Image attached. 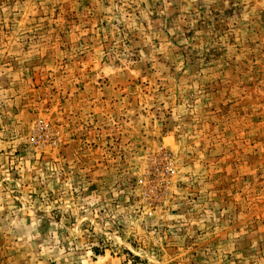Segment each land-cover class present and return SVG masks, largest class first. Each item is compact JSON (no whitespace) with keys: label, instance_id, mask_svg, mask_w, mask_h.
Returning <instances> with one entry per match:
<instances>
[{"label":"rangeland","instance_id":"obj_1","mask_svg":"<svg viewBox=\"0 0 264 264\" xmlns=\"http://www.w3.org/2000/svg\"><path fill=\"white\" fill-rule=\"evenodd\" d=\"M0 264H264V0H0Z\"/></svg>","mask_w":264,"mask_h":264}]
</instances>
